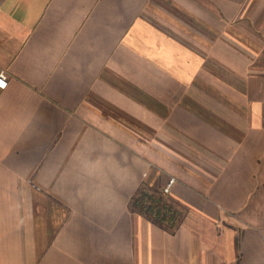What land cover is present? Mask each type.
<instances>
[{"label":"crops","instance_id":"1","mask_svg":"<svg viewBox=\"0 0 264 264\" xmlns=\"http://www.w3.org/2000/svg\"><path fill=\"white\" fill-rule=\"evenodd\" d=\"M0 69V264H264V0H0Z\"/></svg>","mask_w":264,"mask_h":264},{"label":"trees","instance_id":"2","mask_svg":"<svg viewBox=\"0 0 264 264\" xmlns=\"http://www.w3.org/2000/svg\"><path fill=\"white\" fill-rule=\"evenodd\" d=\"M129 208L161 227L173 230L182 221L185 207L164 195L160 187H151L143 182L130 198Z\"/></svg>","mask_w":264,"mask_h":264},{"label":"built area","instance_id":"3","mask_svg":"<svg viewBox=\"0 0 264 264\" xmlns=\"http://www.w3.org/2000/svg\"><path fill=\"white\" fill-rule=\"evenodd\" d=\"M8 86V73L5 69H0V90L5 89ZM174 179H171V181L168 184V187L173 183ZM166 188L165 190H167Z\"/></svg>","mask_w":264,"mask_h":264}]
</instances>
